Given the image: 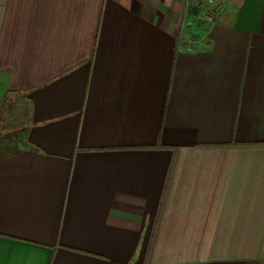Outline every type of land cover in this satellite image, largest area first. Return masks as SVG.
<instances>
[{"label": "crops", "instance_id": "0c3cea01", "mask_svg": "<svg viewBox=\"0 0 264 264\" xmlns=\"http://www.w3.org/2000/svg\"><path fill=\"white\" fill-rule=\"evenodd\" d=\"M0 264H264V0H0Z\"/></svg>", "mask_w": 264, "mask_h": 264}, {"label": "built area", "instance_id": "2783aa9c", "mask_svg": "<svg viewBox=\"0 0 264 264\" xmlns=\"http://www.w3.org/2000/svg\"><path fill=\"white\" fill-rule=\"evenodd\" d=\"M205 2H207L208 4H216V3H218L219 1H221V0H204Z\"/></svg>", "mask_w": 264, "mask_h": 264}]
</instances>
